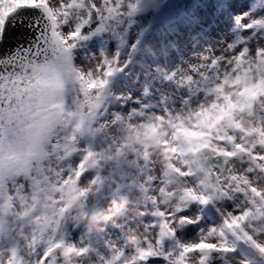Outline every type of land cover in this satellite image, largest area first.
<instances>
[{
	"label": "snow or ice",
	"instance_id": "obj_1",
	"mask_svg": "<svg viewBox=\"0 0 264 264\" xmlns=\"http://www.w3.org/2000/svg\"><path fill=\"white\" fill-rule=\"evenodd\" d=\"M165 4L0 0V46L20 29L14 48L0 47V264L89 259L91 236L123 207L113 198L90 209L89 198L129 183L151 192L159 219L129 233L126 246L109 243L100 264H256L252 252L264 264V43H249L264 36V16L238 18L248 31L220 54L197 52V63L168 73L184 91L180 107L110 111L115 77L144 47L139 36H126L128 23L142 5ZM225 5L216 23L228 27ZM110 33L126 47L102 44L89 64L76 59L85 41ZM96 133L113 134L100 150L82 141ZM209 206L222 223L183 240Z\"/></svg>",
	"mask_w": 264,
	"mask_h": 264
},
{
	"label": "rangeland",
	"instance_id": "obj_2",
	"mask_svg": "<svg viewBox=\"0 0 264 264\" xmlns=\"http://www.w3.org/2000/svg\"><path fill=\"white\" fill-rule=\"evenodd\" d=\"M235 1L237 4H234ZM227 4L231 5L227 17L228 27L216 23V16L223 10L222 6H226L225 0H182L175 4L166 16L160 18L156 16L154 9H150L146 15H134L128 23L126 36L129 39H133L134 34L139 36L144 47L135 54V63L129 64L124 73L115 77L113 81L115 97L110 104V111L126 113L133 107L147 105L149 114H162L166 109L180 107L184 91L175 81L167 78L168 73L178 68H190L192 64L198 62L197 52L208 54V50H213L216 53L220 48L232 43L238 34L243 35L247 32L248 30L243 29L238 23V18L250 22L253 18L259 19L264 16V0H227ZM216 30H224L230 34L229 38L220 33L217 35ZM204 33L209 34L208 41H211L207 48L200 45V37ZM108 35L111 38L100 37L85 41L86 47L77 49L79 55L76 59L82 65L89 64V57L100 55L102 44L109 51L126 47L121 45L117 35L111 33ZM213 42L220 47L213 49L211 46ZM249 43H264V36ZM112 135L110 133V137L105 138L99 133L88 134L82 137V141H87L96 150H100L102 146L107 145ZM74 160L78 163L79 157H74ZM90 173L94 177V170H90ZM150 195L151 192L129 183L118 189L109 188L100 197L89 198L90 209L106 208L113 198H118V202L123 205L115 223H109L100 232L91 236L90 243L94 252L88 260L92 264H100L102 257L111 255L109 243L126 246L129 233H144L150 222L159 219L154 215ZM184 211L189 212L190 209ZM198 215L199 222L189 226L182 237L183 240H191L197 237L201 229L216 227L222 223L217 206H209ZM80 238L81 232L77 228L73 232V239ZM251 256L256 264H262L255 252H252ZM152 264H163V261L156 259ZM229 264H239V261L232 260Z\"/></svg>",
	"mask_w": 264,
	"mask_h": 264
},
{
	"label": "water",
	"instance_id": "obj_3",
	"mask_svg": "<svg viewBox=\"0 0 264 264\" xmlns=\"http://www.w3.org/2000/svg\"><path fill=\"white\" fill-rule=\"evenodd\" d=\"M181 0H166V4L163 7V9L156 11L158 16H165L172 8L173 6L180 2ZM149 9H146L143 7V5L141 6L140 10L137 12L138 15H146L149 11ZM38 14V13H36ZM27 30H25L26 32ZM102 34H97V36L91 37L92 39H97L101 36ZM20 37V29H13L12 32L9 34V37L7 39V42L0 46L4 49H8V48H14L18 42V38Z\"/></svg>",
	"mask_w": 264,
	"mask_h": 264
},
{
	"label": "bare ground",
	"instance_id": "obj_4",
	"mask_svg": "<svg viewBox=\"0 0 264 264\" xmlns=\"http://www.w3.org/2000/svg\"><path fill=\"white\" fill-rule=\"evenodd\" d=\"M234 4H237V1H235L234 2ZM217 31V30H216ZM215 31V32H216ZM219 33L221 34V35H227V37L229 38V36H230V34H228L227 32L225 33V31L224 30H220V31H217V35H219ZM211 41H208V39H207V41L206 42H200V45H202V46H204L205 48H207L208 47V44L210 43ZM212 47H213V49H217V47H220V46H218L216 43H212V45H211ZM221 51H222V48H220L219 50H217V54H220L221 53Z\"/></svg>",
	"mask_w": 264,
	"mask_h": 264
},
{
	"label": "clouds",
	"instance_id": "obj_5",
	"mask_svg": "<svg viewBox=\"0 0 264 264\" xmlns=\"http://www.w3.org/2000/svg\"><path fill=\"white\" fill-rule=\"evenodd\" d=\"M77 264H92V262L88 259H83V260L78 259Z\"/></svg>",
	"mask_w": 264,
	"mask_h": 264
}]
</instances>
